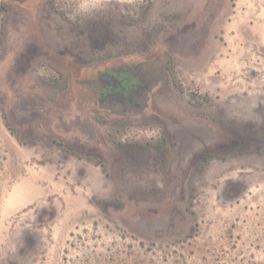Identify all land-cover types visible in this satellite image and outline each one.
Returning <instances> with one entry per match:
<instances>
[{
	"label": "rangeland",
	"instance_id": "1",
	"mask_svg": "<svg viewBox=\"0 0 264 264\" xmlns=\"http://www.w3.org/2000/svg\"><path fill=\"white\" fill-rule=\"evenodd\" d=\"M0 264H264V0H0Z\"/></svg>",
	"mask_w": 264,
	"mask_h": 264
}]
</instances>
